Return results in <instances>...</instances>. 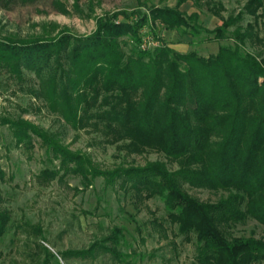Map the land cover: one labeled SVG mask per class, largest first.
Returning a JSON list of instances; mask_svg holds the SVG:
<instances>
[{"label": "trees", "instance_id": "obj_1", "mask_svg": "<svg viewBox=\"0 0 264 264\" xmlns=\"http://www.w3.org/2000/svg\"><path fill=\"white\" fill-rule=\"evenodd\" d=\"M188 1L198 6L202 0L104 14L88 36L54 23L23 37L0 34V74L20 86L32 81L25 73L32 74L25 91L65 128L96 134L106 145L120 143L116 148L129 156L161 153L177 170L148 162L101 171L88 154L71 151L59 133L21 115L0 117V126L8 129L14 147L30 152L38 144L46 160L58 162L40 171L43 184L72 175L87 188L100 177L140 202L158 199L164 221L185 240H195L192 264H264V238L231 234L249 220L264 228V56L247 50L264 47V0H245L241 11L227 19L220 15V4L211 5L208 12L222 21L212 31L202 26L198 13L179 10ZM56 6L67 13L59 2ZM74 7L82 12L79 0ZM157 25L195 39L205 33L201 41L228 44L208 57L180 53L159 37ZM146 35L156 45L152 50H141ZM185 186L226 196L203 202ZM9 221L0 209V237ZM122 240V230L113 227L89 249L60 256L65 261L103 254L126 264L119 251Z\"/></svg>", "mask_w": 264, "mask_h": 264}, {"label": "rangeland", "instance_id": "obj_2", "mask_svg": "<svg viewBox=\"0 0 264 264\" xmlns=\"http://www.w3.org/2000/svg\"><path fill=\"white\" fill-rule=\"evenodd\" d=\"M59 2L67 13L56 6ZM177 0H79L82 12L75 9L76 0H36L22 3L19 0L0 1V34L3 36H27L40 33L42 24H57L76 36H88L96 29V18L114 12H132L146 8L174 7ZM220 4L221 17L236 16L245 0H202L198 6L188 1L179 7L185 15L199 14L202 26L212 31L222 24L220 18L208 12V7ZM264 24V7L261 11ZM159 37L180 53L195 51L202 57L217 53L227 42H207L202 33L199 39L177 32L166 31L157 25ZM142 31L141 33H144ZM263 35V34H262ZM150 35H146L143 48L156 47ZM252 52L264 56V47ZM30 80L32 74L25 73ZM32 81L20 86L7 74H0V117H18L46 130L60 134L64 143L73 152L88 154L101 171L118 167H142L146 163L161 162L168 169L178 166L163 154L148 151L142 155H126L116 145L103 144L96 134L74 131L58 122L41 101L33 99L25 88ZM23 111L25 113H23ZM6 127L0 126V209L6 210L10 221L0 237V264H121L108 255L90 258L62 260L60 254L67 251L89 249L94 243L107 237L113 227L122 230L123 240L119 251L126 264H192L195 255V240L187 241L164 221L163 204L158 199L138 201L130 191L117 185H107L100 177L85 188L79 177L65 176L43 184L38 179L40 171L52 169L37 144L30 152L16 148ZM62 174V173H61ZM186 191L203 202L214 203L226 196L222 192L190 188ZM40 229L35 232L34 229ZM264 228L254 221L239 224L231 230L234 237L264 238ZM40 232V233H39ZM46 247L54 257H48ZM58 262V263H57Z\"/></svg>", "mask_w": 264, "mask_h": 264}]
</instances>
